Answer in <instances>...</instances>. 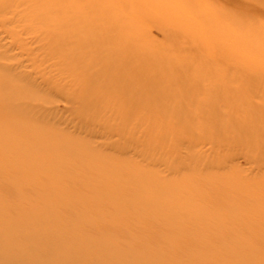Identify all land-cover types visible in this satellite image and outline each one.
<instances>
[{
	"label": "rangeland",
	"instance_id": "obj_1",
	"mask_svg": "<svg viewBox=\"0 0 264 264\" xmlns=\"http://www.w3.org/2000/svg\"><path fill=\"white\" fill-rule=\"evenodd\" d=\"M2 1L0 53L4 54L0 56V78L6 72L12 76L24 71L31 74L30 80H45L49 77L48 66L58 58L45 49V38H35L37 32L45 34L56 27L44 25L36 17L44 12L43 1ZM122 1H112L99 13L120 20L113 24L123 32L134 31L130 39L141 48L149 45L159 51V61L176 60L178 68L184 63L198 65L186 76L190 85L165 90L185 89L186 96L196 95L203 100L207 97L208 102L190 104L186 97L182 103L189 108L184 107L183 111L200 112L187 124L166 115L163 109H154L155 98L150 95L134 100L139 111L131 124L124 117L131 104L122 99L121 104L112 100L84 105L78 94L62 89L65 84L75 85L76 93H81L82 79L77 76L74 83L76 75L68 72L56 77L55 67L53 76L58 84L62 83L60 86L39 92L37 86L24 87L27 99L35 98L50 109V121L61 122L58 128L63 135L74 134V148L65 150L56 145L49 150L32 149L33 137L20 140L23 145L27 143L22 150L14 151L4 145L0 148V264H19L29 256L36 261L27 264H72L78 260L83 264H264V150H250V136L240 142L235 128L238 125L216 124L204 116L211 108L207 106L209 99L221 104L216 114L233 112L237 107L240 114L264 113V23L258 24L257 20L260 11L264 13V0ZM89 9L79 13L88 14ZM108 25L111 23L104 27ZM63 27L71 29L72 25ZM106 52L108 49L103 54ZM113 60L118 57L112 54L107 63ZM69 61H62V65ZM147 62L151 64L153 60ZM10 65L12 70L4 71L3 66ZM79 70L91 74L96 67ZM256 70L262 72L250 74ZM173 71L163 76H179L177 69ZM118 75L119 72L105 73L100 78ZM201 79H206L207 93L205 87L197 91L195 85ZM14 83L25 82L17 77ZM106 86L96 88L97 94L107 91ZM112 87L109 85L108 90ZM5 89L0 81L2 100ZM254 90L260 93L255 94ZM224 92L233 93L226 97ZM243 96L248 102L239 101ZM233 97L239 106H224ZM125 126L124 135L112 129ZM224 129L228 130L222 132ZM97 130L117 133L109 138L97 134ZM56 132L51 134L58 136ZM134 138L139 140L138 153L132 150ZM56 140L63 145L59 138ZM197 141L207 144L187 145ZM211 141L215 142L213 148ZM89 142L102 149L99 152L103 156L98 155L101 161L105 157L113 161L108 171L120 179L106 180L108 171L93 166L87 149L80 151ZM127 147L130 150L124 154L121 149ZM76 248L77 253L70 252Z\"/></svg>",
	"mask_w": 264,
	"mask_h": 264
},
{
	"label": "bare ground",
	"instance_id": "obj_2",
	"mask_svg": "<svg viewBox=\"0 0 264 264\" xmlns=\"http://www.w3.org/2000/svg\"><path fill=\"white\" fill-rule=\"evenodd\" d=\"M41 1H43L41 5L44 6V9H43L44 12L37 14L36 17L39 18L44 25L52 24L53 26H56V27L53 30L51 29L49 31H46L45 34L44 32H39V33L37 32L35 38L38 40L41 37L45 38L47 40V43H45L47 47L45 48V45L43 46V44H42V47H44L50 55H53V52H54L58 60L48 66L50 68L49 73H48L49 77H47L45 80L41 82H38L37 80H30L29 78L31 77V74L24 72V71H19V73L17 72L12 76L10 74L8 76L6 72V74L1 76V78L3 79L1 80L0 78L1 83L6 86V89L4 90V92L6 91L5 92L6 96L5 98H3V100L0 98V132H2L0 133V148L3 147L4 145L6 147L8 146L11 150H14V151L22 150L24 147L27 146V143L26 145L25 144L23 145L22 143H20V140H28L31 137L34 138V140H32L33 142L30 141L31 144H33L32 149L42 148V149L49 150L51 148H55L56 145L61 148H64L65 150L70 149L71 147L74 148L72 146V141H71L72 135L74 134L71 135L68 133L67 134L68 136L63 135L61 133V130L58 128L61 122L59 121L60 123H57L55 121L54 122L50 121V115H51L50 109L45 107L44 105H40V103L36 101L35 98L27 99V94L24 93L25 92L24 87L26 86H32V87L37 86L39 87V89L37 90L38 92L60 86L62 83L58 84L57 80L54 79L55 76H53L52 71L54 70V67L56 68L55 70L58 71V74L56 75V77L60 74V72L62 74L65 72H68L67 74L76 75L75 80H72V82L75 83L77 81V76L79 77L78 80L82 79V82H80V85H81L80 92L81 93H76V88H74L75 85H73L72 87L71 85L67 86V84H65L66 86L63 85L62 89H64L63 91L67 90L68 92L69 90H71L75 94H78L77 97L79 98L80 103L84 105L92 104V103L101 105V104H106L108 103V101L110 102L112 100L118 101L121 104L123 103L122 99L123 101H125V104L126 103L131 104L132 106H130V108L128 109L129 111L124 113V117L127 118V120H130L132 122L131 124H133L134 122L133 119L138 114V111H139V107L137 106V103L135 104L134 100H138V99L140 100L141 98L143 99V97L147 98L150 95L155 98L154 104H153L154 109H158V108L163 109L164 110L163 112L166 115L176 118L179 122L191 124V122L193 121V118L196 117L195 115L196 114L197 116L200 115V112L198 111L194 112L193 110L190 111L188 109L183 111L184 107L185 108H189V107H187L188 105L187 103L184 104L182 102H184V100L187 97L188 100H190L189 102H191L190 104H193V103L198 104V103L203 102V104L205 105L208 102L207 97H206V100H203L196 95L193 97L186 96L188 91L185 89L183 91L176 90L175 92H173L172 90L170 92H168V90L167 91L165 90V88H170L172 86H177V85L186 86L185 84L190 85L191 82L188 84V77L186 76H188V74L190 73V71H192V69L196 70L197 69L196 66L198 65L194 64L195 65L194 66L193 64L184 63V64H181L182 67L178 68V63L176 62V60L175 61L168 60L167 62L159 61L158 59L159 51L157 52L153 51L152 49H150L149 45H147L145 48H141V45L140 46L137 45L135 41L130 39V37L132 38V34L135 33L134 31L126 29L130 31L131 34H128L129 33L128 31H127L128 33L123 32L122 30L118 29L119 26L117 27V26H114L113 24L116 22L118 23V21L120 20L112 17L111 15H102L101 13H99V10L101 8L110 6L112 1L119 2L122 0H41ZM4 3H5L4 1L0 0V6H3ZM122 3L130 4V2L128 1H122ZM66 7L68 9H66ZM86 8H90L89 9L90 13L84 14V15L79 13L80 11ZM2 9L3 8H1V10ZM67 10L70 13H66ZM259 15L260 16H258V19H257L259 20L258 24L262 22L264 23V13L262 10L260 11ZM66 23H70V24H66ZM108 23H111V25L104 27V25H107ZM64 25H69V26L72 25V27L71 29H64L63 27ZM90 26L93 29H85L86 27L88 28ZM77 34L78 36H76ZM106 49H108V53L106 52L105 54H103L104 50ZM3 54L4 53H0V56ZM112 54L116 57V59L118 57V60L117 61L113 60V62L107 63L108 58ZM180 57L181 58H184V57L191 58V56H179L178 58ZM197 58H201V57L197 56ZM66 59L70 60L71 62L69 61L68 63H66V66H63L64 64L62 63V61ZM148 59L153 60V62L151 64L148 63L147 62ZM144 62L145 64H143ZM87 66H95L96 67L95 73L86 74L85 72H82L79 70L80 68L87 67ZM3 67L5 69L4 71H8V72H10L13 68V66L11 65L3 66ZM175 68L177 69V71H179L178 73L179 76H175V77H164L163 76L166 72H172ZM36 69H38V71H41V69L38 67H36ZM176 69L174 71H176ZM238 69L242 70L240 66ZM78 72L80 73L79 75H78ZM112 72H119V75L116 78H112V79H105V78L101 79L100 78V76H104L105 73L112 74ZM261 72L262 70H256L254 72L250 71V74L254 73L251 75H255L256 73H261ZM43 76L45 77V75ZM14 77L23 78V81L25 83H23L22 85L15 84ZM258 78L261 79L260 77ZM205 81L206 79L199 80L198 84L195 85L197 87V91L200 92L204 90V87H205L204 92L207 93V86H206ZM141 82H144V84L140 85ZM103 85L104 86L107 85L106 86L107 91L102 90L100 92L101 94H97L96 88L98 89L100 88L99 86H103ZM109 85L113 86L111 90H108ZM113 88L114 89L118 88V91L121 90L123 95H121L120 92H118L117 94L115 91H113ZM254 91H255V94H257L258 92L260 93L259 90H254ZM233 92H224V93L226 97H228L230 96L228 93H233ZM209 95H210V91L207 94V96L209 97ZM239 101H242L244 103L245 101L248 102L247 98L244 96H243V100H239ZM226 102L227 104H224V106H227V105L229 106L232 105L236 107L239 106V102L236 97H233V100L232 98L230 99L228 98ZM252 103L254 104V102ZM218 104L219 103L215 99L212 100V102H210V99H209V103L207 106L209 107V105H211V108H213V111H211V108L210 110L207 109V112L204 113L205 118L211 119L216 124L223 123L226 126H231L235 124L238 125V128L237 127L235 128L237 129L236 131L238 133L240 142L243 140L244 137L247 138V136H250L248 139L251 138L252 143L250 140L248 144L251 143V147H253V148H250V150L252 151L256 149L264 150V141H263L264 140V113L251 111L248 113L245 112L244 114L243 113L240 114V111L237 107V110L233 112L228 111V112L216 114L215 111L218 112L220 110ZM135 125L137 126L139 125V119H137V121L135 122ZM112 129L113 131L114 130L119 131L118 133L119 135H122V134L124 135L126 133L127 128L125 126V127H120V128L113 127ZM55 130L57 131L56 134L58 133V136L51 134L53 133V131L55 132ZM93 130L91 131L95 132V130L94 131ZM226 130L228 129H224L222 130V132ZM97 132H98L97 134L101 133L107 137L109 136L112 137L113 135H115V133H117V132H111V131H109V133H107L108 131L101 132L100 130H97ZM57 137L59 138V140L63 141L62 142L63 145H61L60 141L56 140L58 139ZM14 140H17V142L15 141V144H11V143H14ZM253 140H256L255 141L256 144L255 142H253ZM8 142H11V143H8ZM138 142H139L138 139L134 138L132 140V146H133L132 150H134V153L135 151L136 153H138V150H137ZM200 142H204V144H207L206 141H199V142L197 141L196 144H191L192 142H189L187 145H189V147L190 146L192 147L194 145L197 146L199 145ZM211 142H212L211 144L213 148V145H215V142L213 141ZM84 144H87V143H84ZM90 145L88 144V146H86L89 148H86L84 145V149H80V147L79 148L77 147L76 149H80L81 152L82 151L84 152V150L87 149V152L93 157V160H90L91 163H93V166H96V169L98 168L97 170H99V168H102L103 170L106 169L108 171V166L112 164L113 161L109 162V160L107 159L108 157L104 158L106 160L101 161L100 157L103 156V153L99 151L100 150L102 151V149L98 148V146H92V145L90 146ZM100 147H103V144H101ZM3 149L4 151H6V148H3ZM129 150H130L129 147L121 149V151L124 152V154L128 153ZM194 154L195 153L190 154L189 157L192 158L191 156H193ZM98 155H100V157ZM36 165L38 166L39 164H31V167L32 166L35 167ZM101 172L103 173V176L105 177V171L101 170ZM108 173H109L107 174L108 179L105 177L106 180L112 181L115 179H120L118 178V174H116L115 172L113 173L112 171H108ZM101 177H102V174H101ZM156 188H158V186H156ZM180 202L181 201H179V203ZM21 213L22 212H20V214ZM160 215H161V212H160ZM206 218L208 219V217ZM238 242H236L237 245H238ZM78 250L79 249L77 248L71 249L70 252L77 253ZM22 259L23 261H21L20 259L21 262L19 264H27V263L36 261L31 256L25 257ZM105 260L106 259H102L103 262ZM37 262L40 263L39 260H37ZM72 264H83V263H82V260H78V261L73 262ZM258 264H261V263H258Z\"/></svg>",
	"mask_w": 264,
	"mask_h": 264
}]
</instances>
